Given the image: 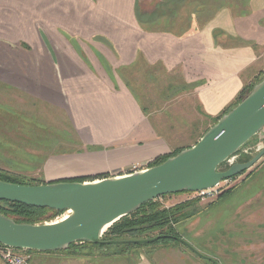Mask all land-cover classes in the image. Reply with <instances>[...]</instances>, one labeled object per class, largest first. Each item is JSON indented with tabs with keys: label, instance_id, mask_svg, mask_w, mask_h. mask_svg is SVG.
Instances as JSON below:
<instances>
[{
	"label": "crops",
	"instance_id": "0c3cea01",
	"mask_svg": "<svg viewBox=\"0 0 264 264\" xmlns=\"http://www.w3.org/2000/svg\"><path fill=\"white\" fill-rule=\"evenodd\" d=\"M157 1L50 0L74 16L76 40L47 44L53 70H0V87L36 98L44 119L113 149L122 167L194 146L191 104L213 124L264 78V0ZM160 120L177 134L156 131ZM33 254L29 264L58 258Z\"/></svg>",
	"mask_w": 264,
	"mask_h": 264
},
{
	"label": "rangeland",
	"instance_id": "374dc122",
	"mask_svg": "<svg viewBox=\"0 0 264 264\" xmlns=\"http://www.w3.org/2000/svg\"><path fill=\"white\" fill-rule=\"evenodd\" d=\"M49 1L0 0V40L4 41H0V54L2 53L0 70H53L55 67L49 59L52 52L50 50L49 54L47 44L52 45L53 41L60 37L70 41L76 40L73 30L74 16L63 13L58 7H51L55 4L52 5ZM56 1L54 0V3ZM48 2L50 5H47ZM146 2L147 7L152 4V0ZM157 2L160 3L161 0ZM8 81L10 80H6ZM24 93L16 89L9 91L8 88L0 87V173L2 174L19 177L26 182L34 181L35 185L94 182L129 175L134 166L140 169L139 172H143L154 167L161 158L183 151L159 156L151 162H133L129 168L122 167L123 159L113 149H95L78 144L77 142H81L79 133L71 134L69 129L58 125L59 120L44 119L41 102L38 103L35 101L36 98ZM188 104H190L189 99ZM191 107L194 116V142L197 143L211 128L209 125L212 123L200 116L196 104H191ZM175 112H183V109ZM164 122V120L158 122L160 126H155L156 131L165 133L169 129L172 131V136H175L178 132L176 128H165ZM262 150H264V129L236 154L238 157L235 164L250 161ZM229 168L223 164L219 170L226 171ZM192 200H197L199 211L191 219L177 225L175 229L180 238L215 262L201 258L183 244L172 242L146 247L112 245L104 250L88 248L76 256L70 253L52 252L50 254L59 258L52 262L53 264H81V262L82 264H264V157L251 169L222 181L211 192H183L166 198L160 197L154 201L170 208ZM66 214L67 212L45 223L61 220ZM48 215L53 216L52 213ZM158 233L154 236H159ZM29 253L33 261L35 252Z\"/></svg>",
	"mask_w": 264,
	"mask_h": 264
},
{
	"label": "water",
	"instance_id": "95a60500",
	"mask_svg": "<svg viewBox=\"0 0 264 264\" xmlns=\"http://www.w3.org/2000/svg\"><path fill=\"white\" fill-rule=\"evenodd\" d=\"M264 129V78L252 92L212 126L192 147L164 163L122 178L94 182H57L21 185L0 180V201L29 207L69 212L50 224H19L0 214V244L18 250L61 252L72 244H151L175 240L201 258L215 262L177 236L159 235L139 241H104L105 231L142 205L160 197L183 192L199 193L251 169L264 150L245 163L226 171L219 168ZM108 227V228H107Z\"/></svg>",
	"mask_w": 264,
	"mask_h": 264
},
{
	"label": "trees",
	"instance_id": "16d2710c",
	"mask_svg": "<svg viewBox=\"0 0 264 264\" xmlns=\"http://www.w3.org/2000/svg\"><path fill=\"white\" fill-rule=\"evenodd\" d=\"M255 85L246 86L238 96L236 102L226 110L223 116L227 114L231 109L239 105L252 92ZM221 117L216 119L213 122L212 126H214L221 119ZM177 154L166 156L164 157V159L161 158L160 161L155 164V166L164 163L169 158H172V156L174 157ZM0 180L8 183H15L21 185H35L34 181L26 182L25 180L19 177L9 176L7 174H2V173H0ZM167 196H163V198H166ZM197 211H199L197 200L181 203L170 208L164 207L158 201L148 202L142 205L141 208L134 214L123 217L118 222L114 223L113 226H111L108 229V231L106 232V234L102 239L104 241L133 242V241L155 238L158 236V235L154 236V234H156L157 232H159L158 233L159 235L180 237L175 227L177 225L182 224L184 221L191 219V217H194ZM49 213H52L53 216H49L48 215ZM64 213L66 212L56 211L46 208H35V207L26 206L24 204L0 201V214L8 218H11L16 223L19 224H32V225L43 224L45 222L52 221L53 218L58 217L59 215H62ZM165 242L181 244L175 240L165 239L151 244L128 243L126 245H117V246L146 247V246H154L158 243H165ZM111 246L112 245H106V244L97 245L90 242H81L77 244H72L67 250L61 251V253H70L71 255L76 256L79 255L84 249L98 248L99 250L100 249L104 250L110 248ZM30 252H35V251H30Z\"/></svg>",
	"mask_w": 264,
	"mask_h": 264
},
{
	"label": "built area",
	"instance_id": "2783aa9c",
	"mask_svg": "<svg viewBox=\"0 0 264 264\" xmlns=\"http://www.w3.org/2000/svg\"><path fill=\"white\" fill-rule=\"evenodd\" d=\"M237 157H238L237 155L232 156L224 164L227 167L233 166L235 164ZM139 170L140 169L137 166H134V168L132 169L129 175L135 174L139 172ZM129 175H126V176H129ZM220 184H218L216 187L212 189H208V190H205L199 193L211 192V190L213 189L215 190ZM29 252L30 251L18 250V249H14V248L7 247V246L0 244V261H3L5 264H29V261L31 260V255Z\"/></svg>",
	"mask_w": 264,
	"mask_h": 264
},
{
	"label": "bare ground",
	"instance_id": "6f19581e",
	"mask_svg": "<svg viewBox=\"0 0 264 264\" xmlns=\"http://www.w3.org/2000/svg\"><path fill=\"white\" fill-rule=\"evenodd\" d=\"M122 177H125V176H119L118 178H122ZM69 214H70V211L67 212V214L64 215L63 218H61V219H65V218H67ZM107 228H108V227H107Z\"/></svg>",
	"mask_w": 264,
	"mask_h": 264
}]
</instances>
